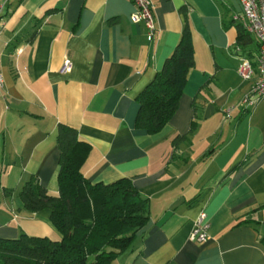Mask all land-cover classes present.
Returning <instances> with one entry per match:
<instances>
[{"label": "crops", "instance_id": "obj_1", "mask_svg": "<svg viewBox=\"0 0 264 264\" xmlns=\"http://www.w3.org/2000/svg\"><path fill=\"white\" fill-rule=\"evenodd\" d=\"M150 1L151 35L132 21V0H0V238L59 239L50 211H27L18 193L30 178L58 192L65 125L89 145V182L128 178L147 199V223L110 264H264V97L242 108L250 82L237 71L257 39L235 49L239 0ZM184 28L193 66L175 112L150 134L134 125L138 96ZM201 212L208 239L192 241Z\"/></svg>", "mask_w": 264, "mask_h": 264}, {"label": "trees", "instance_id": "obj_2", "mask_svg": "<svg viewBox=\"0 0 264 264\" xmlns=\"http://www.w3.org/2000/svg\"><path fill=\"white\" fill-rule=\"evenodd\" d=\"M235 49L244 55L249 35L236 24ZM194 51L190 31L184 28L161 70L138 96L135 127L159 132L178 106V100L193 66ZM194 113L185 135L196 128ZM180 136L175 138V141ZM58 192L50 193L30 178L19 190L23 207L29 212L50 211V221L59 239L30 236L0 238V264H110L126 251L136 233L149 218L147 199L128 178L111 183H91L81 172L89 145L79 140L75 129L59 125Z\"/></svg>", "mask_w": 264, "mask_h": 264}, {"label": "built area", "instance_id": "obj_3", "mask_svg": "<svg viewBox=\"0 0 264 264\" xmlns=\"http://www.w3.org/2000/svg\"><path fill=\"white\" fill-rule=\"evenodd\" d=\"M135 11L131 15L134 22H142L149 35L154 31V19L150 0H132ZM241 10L233 15V21L243 26L247 33L257 39L258 48L254 61L245 56L240 57L237 71L241 78L250 82L249 89L239 105L242 108L252 107L264 97V0H239ZM1 6H0V33H1ZM71 68V61L65 57L62 69ZM3 77L0 71V86ZM229 116V113H226ZM205 214L201 212L196 218L189 233V239L204 242L208 239V223L204 220Z\"/></svg>", "mask_w": 264, "mask_h": 264}]
</instances>
